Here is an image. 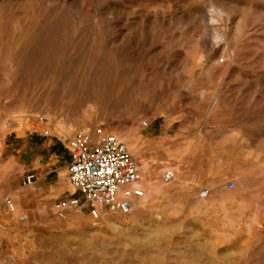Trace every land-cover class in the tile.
Listing matches in <instances>:
<instances>
[{
  "label": "rangeland",
  "instance_id": "1",
  "mask_svg": "<svg viewBox=\"0 0 264 264\" xmlns=\"http://www.w3.org/2000/svg\"><path fill=\"white\" fill-rule=\"evenodd\" d=\"M98 127L145 196L59 220ZM0 264H264V0H0Z\"/></svg>",
  "mask_w": 264,
  "mask_h": 264
},
{
  "label": "built area",
  "instance_id": "2",
  "mask_svg": "<svg viewBox=\"0 0 264 264\" xmlns=\"http://www.w3.org/2000/svg\"><path fill=\"white\" fill-rule=\"evenodd\" d=\"M66 148L68 181L80 198H63L54 203V214L59 220H65L71 211H87L93 220L106 214L127 216L132 212L133 202L145 196L142 174L134 157L124 142L106 133L102 127L76 133ZM174 179L173 170H166L161 175L165 184ZM34 180L33 174L27 175L23 184L31 186ZM227 188L232 190L234 184L228 183ZM199 195L206 198L209 192L202 190ZM4 203L14 211L8 197ZM20 220L25 217L21 216Z\"/></svg>",
  "mask_w": 264,
  "mask_h": 264
},
{
  "label": "bare ground",
  "instance_id": "3",
  "mask_svg": "<svg viewBox=\"0 0 264 264\" xmlns=\"http://www.w3.org/2000/svg\"><path fill=\"white\" fill-rule=\"evenodd\" d=\"M140 207H142L141 203H140V205H139V208H140Z\"/></svg>",
  "mask_w": 264,
  "mask_h": 264
}]
</instances>
